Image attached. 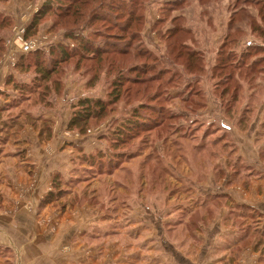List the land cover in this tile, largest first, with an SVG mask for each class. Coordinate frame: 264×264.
Returning <instances> with one entry per match:
<instances>
[{"label": "rangeland", "instance_id": "374dc122", "mask_svg": "<svg viewBox=\"0 0 264 264\" xmlns=\"http://www.w3.org/2000/svg\"><path fill=\"white\" fill-rule=\"evenodd\" d=\"M44 1L0 0V20L7 22L0 30V67L4 64L7 72L0 87V107L4 108L0 124L6 128L0 159L24 135L43 144V155L48 154L52 162H44L49 190L36 211L37 216L43 214L44 234L58 231L61 216H74L79 207L88 206L89 217L93 214L96 219L88 222L84 234L77 232L73 242L76 245L81 239L82 244L96 248L89 264L107 259L112 264H190L181 254L210 264L196 259L201 247L195 232L229 198L204 193L243 181L247 187L264 172V52L249 54L245 49L250 42L264 43V38L245 29L226 32L235 0H145L137 12L141 24L135 23L132 33L138 32L132 39L122 36L115 51L109 47L102 56L87 54L54 68L48 53L59 43L72 48L76 41L66 38L70 32L103 47L118 29L101 28L99 22L69 30L53 12L27 37L28 26ZM246 8L257 15V8ZM241 22L237 25L244 28ZM23 29V40L37 41L43 55L38 75L33 67L16 68L27 54L20 51L18 32ZM14 48L15 62L6 61L5 54ZM191 51L198 56L188 69L186 56ZM45 67L52 70L48 78L39 73ZM9 76L28 89L22 93L6 84ZM117 92L120 98L114 102ZM86 98L110 105L102 118L70 129L74 109ZM136 108L143 112L145 128L118 142L117 132L130 125ZM20 154L23 161L26 151ZM23 166L22 174L38 168L31 163ZM231 201L234 205L225 220L235 229L242 225L247 235L254 231V236L264 230L257 227L256 208L238 206L234 199L228 204ZM235 207L241 215L244 212L242 219L230 216L236 214ZM195 219L198 222L190 226ZM209 230L200 231L203 240ZM168 243L182 253L174 254ZM262 250L260 264H264ZM14 258L13 250L0 245V264H16Z\"/></svg>", "mask_w": 264, "mask_h": 264}, {"label": "crops", "instance_id": "0c3cea01", "mask_svg": "<svg viewBox=\"0 0 264 264\" xmlns=\"http://www.w3.org/2000/svg\"><path fill=\"white\" fill-rule=\"evenodd\" d=\"M0 63H2V60H0ZM4 70L3 64L0 67V87L4 85L7 73ZM252 132L250 131V133ZM15 144L12 147V152H7L5 157L0 159V245L14 251L16 264L91 263L89 261L97 254L96 248L87 247L84 243L82 244L81 239L75 245L73 237L77 232L78 235L84 234L88 222L96 219L93 214H90L91 218L89 217V212L91 213L92 209L88 206L79 207L81 208L80 211L76 210L74 216L70 214L61 216L57 220L58 231L53 234L49 233V235L44 234L46 225L42 221L43 214L37 216L36 211L40 201L49 190V176L46 174L49 171L44 172V162H52L48 159V154L43 155V144L38 141L35 142L32 138L24 135L22 140H16ZM21 151H26L23 161L20 157ZM241 151L242 148H240ZM30 163L38 165L36 171L34 170L32 174L20 173L23 169L21 164L24 165L23 167L28 168L26 165ZM243 183L244 181L239 183V186L224 190L220 189L216 192H211L209 189L204 193L203 196L206 197L213 193V195L219 194V198L223 196L229 199L223 209L207 218V222H209L207 225L200 224L198 226L199 229L195 233L200 241H196V244L200 242L201 249L196 254V259L200 257L210 264H260L258 257L262 248H264V230H261L255 236L254 231L247 235L246 228H243L242 225L237 230L230 221L225 220L228 209L234 205L233 201L230 204H228V201L234 199L235 204L238 206H249L250 209L256 208L259 213L257 227L264 228V172L263 175L254 177L249 186L246 187ZM235 209L236 214L232 213L230 216L236 215L238 219L244 216V212H241V215L240 210L236 207ZM94 224L95 222H93V226ZM49 226L48 229H50ZM203 227L210 229V239L209 235L207 236L208 239L207 237L205 240L202 239L200 231H208ZM80 238L83 239L84 236ZM261 240H263V245ZM259 241L261 246L258 243ZM164 243L166 244L165 241ZM168 244L174 254L179 255L182 253L178 246ZM179 256H182L187 263L199 264L197 260L191 261L190 258L188 260L182 254ZM82 261H85V263ZM105 262L102 264H112L108 259Z\"/></svg>", "mask_w": 264, "mask_h": 264}, {"label": "trees", "instance_id": "16d2710c", "mask_svg": "<svg viewBox=\"0 0 264 264\" xmlns=\"http://www.w3.org/2000/svg\"><path fill=\"white\" fill-rule=\"evenodd\" d=\"M144 2L145 0H111V2L110 0H46L42 4L39 11L34 14L33 19L27 29V37L30 34L31 30L36 31V29L40 26L39 23L44 17L50 15L53 12H56L59 18H62L63 24L67 26L69 30L80 26L88 27L94 25V23L98 24L99 22H101V28L110 27L111 29H118V33L111 34V39L105 40L103 47H99L98 45H96L94 41L89 37L76 36L73 34V32H70L69 35L66 36V38L74 39L76 41L75 45L72 48H68L64 44L59 43L57 44V46L53 47L50 50L48 55H50V57L52 58L54 68H56L57 63L67 62L75 57H83L87 54L102 56L106 54L108 50H110L109 47L113 48V50L111 51H115V44L117 42V39H122L123 37L126 38L127 35H130L129 38L132 39V34L138 32V30H135V32L132 33V30L134 29L136 22L139 23L138 25L141 24L140 20L137 18V12L142 9L141 6ZM171 5L174 6L173 3H171ZM232 5L233 12L229 18V29L227 27L226 32H229L230 29L234 32L245 29L246 31L250 30L252 34H256L260 38H264V0H235L234 4ZM249 5L258 9L257 15L252 14V12L248 11L246 7ZM238 20L242 21L241 23H245L244 28L238 27ZM5 21V18L0 20V30L3 29L2 27L6 26L7 22ZM99 30L101 29H98L96 31L99 33ZM171 32L175 33L174 31ZM172 36L175 38L176 34H173ZM176 40L174 41V46H177ZM245 49H247L246 52L249 54H261L262 51L264 52V43L260 44L256 42H250L246 45ZM2 50L3 46L2 42L0 41V52ZM251 50H254L255 52H252ZM128 52L129 51H127L126 54H128ZM42 56V52L39 50L30 52L29 54L27 53L19 59L16 64V68L20 69L24 65L28 66L29 68L33 67L38 75L37 65H42ZM197 56L198 55L195 51H191L186 56V65L188 66V69L192 68V64L195 63L194 59L197 58ZM230 57L231 56H228L226 60H229ZM262 59L260 58L258 60L261 61ZM258 60H256L257 63ZM43 70L45 73H42L41 70L39 71L42 78H48L49 74L52 73V70L49 68L45 67L43 68ZM133 70L138 71L137 69ZM120 79H123V77ZM136 80L140 79L136 78ZM145 81L146 80H144V82ZM115 83H118L120 85L122 84L120 81H117ZM6 84H13V86L17 90H20L22 93L24 92V89H28V86L26 84H17L11 76H9ZM119 96L120 92H117V96L114 102H117L119 100ZM109 105L110 104H107L104 100L102 101L93 98L81 99L73 111L74 114L73 118L70 121L69 128H82L83 126H86L88 121H90L91 119L102 118L103 115H105L107 106ZM141 107L143 108V106ZM3 109L0 107V112H2ZM133 112L134 119L133 121L129 122L130 125L124 124V127H121L119 132H117L116 139L118 140V142L124 141L123 136L129 138L133 133H137L139 130L145 128L143 126H146L145 123L147 122H145L144 120L145 117L143 116L142 110L136 108L133 110ZM5 129L6 128L2 124H0V152L2 145L5 144V137L2 136V131H4ZM99 157L103 158V156ZM45 201L46 198L44 202ZM192 216L193 215H191V217ZM189 222L191 223L190 226H195L198 221L197 219H195Z\"/></svg>", "mask_w": 264, "mask_h": 264}, {"label": "built area", "instance_id": "2783aa9c", "mask_svg": "<svg viewBox=\"0 0 264 264\" xmlns=\"http://www.w3.org/2000/svg\"><path fill=\"white\" fill-rule=\"evenodd\" d=\"M24 31L25 30L23 29L22 32H20V31L18 32V38L21 41V48H20L21 53L26 54V53L35 51V49L37 51L39 49L38 42L37 41L35 42L34 40H29V41L23 40V34L22 33ZM11 46L13 47L14 45L12 44ZM5 58H6V61L8 59L9 62L10 61L15 62V60H16L15 48H14V51H12L10 54H9V52L7 54H5Z\"/></svg>", "mask_w": 264, "mask_h": 264}]
</instances>
